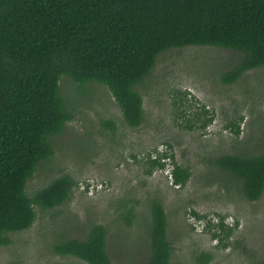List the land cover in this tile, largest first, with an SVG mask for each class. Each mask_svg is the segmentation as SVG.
Masks as SVG:
<instances>
[{"label": "rangeland", "instance_id": "1", "mask_svg": "<svg viewBox=\"0 0 264 264\" xmlns=\"http://www.w3.org/2000/svg\"><path fill=\"white\" fill-rule=\"evenodd\" d=\"M241 58V51L216 46L161 52L136 86L143 97L137 127L127 125L106 86L88 83L79 94L62 75L60 90L72 119L50 137L54 154L37 167L26 192L63 173L77 187L57 206L36 207L30 228L7 233L0 264H88L53 245L83 238L96 223L106 228L112 261L147 264L154 199L167 216L169 264H264V191L248 200L241 180L214 162L224 153L264 152V65L232 83L222 81ZM104 120L114 128L103 126ZM159 151L168 156L165 165L149 173L148 158ZM173 162L190 171L183 186L172 182Z\"/></svg>", "mask_w": 264, "mask_h": 264}, {"label": "trees", "instance_id": "2", "mask_svg": "<svg viewBox=\"0 0 264 264\" xmlns=\"http://www.w3.org/2000/svg\"><path fill=\"white\" fill-rule=\"evenodd\" d=\"M189 45L242 52L240 62L222 75L224 83L263 66L264 0H0V246L9 242L7 233L32 226L36 207L57 206L77 187L63 173L26 192L37 167L54 154L50 137L72 119L61 76L70 77L79 94L88 83L106 86L127 125L137 127L143 97L136 86L151 74L161 52ZM101 123L114 128L109 120ZM161 158H148L149 173L164 167ZM214 162L241 180L248 200L261 197L264 152L224 153ZM170 176L183 186L191 174L173 162ZM131 218L129 212L125 219ZM150 218L147 264H169L167 216L155 199ZM106 235L105 226L96 223L83 238L53 248L88 264H117L106 251Z\"/></svg>", "mask_w": 264, "mask_h": 264}, {"label": "clouds", "instance_id": "3", "mask_svg": "<svg viewBox=\"0 0 264 264\" xmlns=\"http://www.w3.org/2000/svg\"><path fill=\"white\" fill-rule=\"evenodd\" d=\"M159 152H160V153L158 154V156L160 155V156L162 157V158H161V161H163V162H164L165 158H166V157H168V156H166V157H163V155H162V154H163L164 152H162V151H159Z\"/></svg>", "mask_w": 264, "mask_h": 264}]
</instances>
